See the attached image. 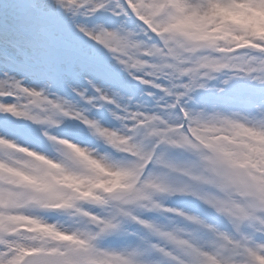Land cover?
<instances>
[{"label": "clouds", "instance_id": "9594fccd", "mask_svg": "<svg viewBox=\"0 0 264 264\" xmlns=\"http://www.w3.org/2000/svg\"><path fill=\"white\" fill-rule=\"evenodd\" d=\"M66 3L124 87L0 70V264H264V0Z\"/></svg>", "mask_w": 264, "mask_h": 264}, {"label": "snow or ice", "instance_id": "6c2138e0", "mask_svg": "<svg viewBox=\"0 0 264 264\" xmlns=\"http://www.w3.org/2000/svg\"><path fill=\"white\" fill-rule=\"evenodd\" d=\"M110 19L103 9L90 15L66 0H23L12 19H0V70L37 79L87 73L94 82L124 87L119 73L88 36V25ZM258 95L248 90L223 99L251 101ZM0 129L29 134V129L8 119H0Z\"/></svg>", "mask_w": 264, "mask_h": 264}, {"label": "rangeland", "instance_id": "374dc122", "mask_svg": "<svg viewBox=\"0 0 264 264\" xmlns=\"http://www.w3.org/2000/svg\"><path fill=\"white\" fill-rule=\"evenodd\" d=\"M23 3V0H0V10L3 12H8V16L6 19H2L0 15V19L4 22L12 19L17 13L19 6Z\"/></svg>", "mask_w": 264, "mask_h": 264}]
</instances>
